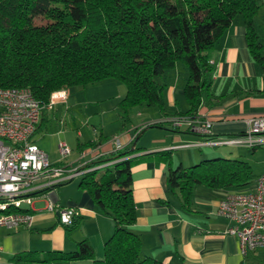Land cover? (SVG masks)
Returning a JSON list of instances; mask_svg holds the SVG:
<instances>
[{"label": "trees", "instance_id": "trees-1", "mask_svg": "<svg viewBox=\"0 0 264 264\" xmlns=\"http://www.w3.org/2000/svg\"><path fill=\"white\" fill-rule=\"evenodd\" d=\"M260 6V0H0V87H27L45 104L55 90L84 88L116 78L126 86L118 105L124 118L140 105L156 107L160 117L195 116L210 87V50L237 14L244 18L251 55L264 73V45L254 29ZM183 66L187 70L183 84L187 109L171 113L165 108L163 92ZM136 138L125 150L90 162L115 160L101 173L88 171L78 181L114 221L103 257L95 258L91 243L81 239L73 251L47 253L39 260L162 264L142 253L141 239L130 229L136 220L131 186L136 157L129 154L139 149L130 148ZM99 143L85 144L94 147ZM153 154L167 162L169 188L180 194L184 205L196 185L237 190L256 177L251 165L238 158L217 156L183 167L171 165L168 151Z\"/></svg>", "mask_w": 264, "mask_h": 264}, {"label": "crops", "instance_id": "crops-1", "mask_svg": "<svg viewBox=\"0 0 264 264\" xmlns=\"http://www.w3.org/2000/svg\"><path fill=\"white\" fill-rule=\"evenodd\" d=\"M260 1L261 6L254 16V29L264 45L261 41L264 38V0ZM261 52L264 54V46ZM210 60L213 61L210 87L201 99L197 114L211 121V136L214 138L240 134L246 129L249 116L264 114V73L251 55L241 14L233 18L216 40L210 50ZM163 98L165 108L171 113L187 109L183 85H179L178 79L165 88ZM117 115L118 120L124 118L119 109ZM157 116L159 119L160 112ZM152 118L149 115L130 128L125 124L120 128L114 126L108 132H103L101 127L98 137L90 140L99 141L96 147L107 157L114 146L110 136L120 137L122 150L137 136L130 148L139 149L129 154L136 157L131 167L136 220L130 229L139 235L142 253L162 264H264V247L242 254L238 237L225 232L229 220L217 213V205L227 193L248 190L254 182L237 190L196 185L191 200L184 205L180 194L169 188L167 162L153 153L168 151L172 166L188 167L205 159L206 154L201 149L212 146L194 145L206 137L188 130L185 124L177 128L168 123L149 126ZM85 143L88 141L77 140L76 152L72 154L71 149L68 162L76 165L92 161L96 147ZM40 148L48 154L50 161H59L57 153L50 158L45 147ZM68 182L55 187L52 198L60 206L79 209L73 224L69 227L62 225L57 213L44 207L36 208L35 203L44 200L35 198L30 226H0V264H11L20 259L37 261L47 253L70 252L81 239L91 243L95 258L103 257V245L113 231L114 221L96 206L90 194L78 183L76 187H69L70 197L64 201L59 191ZM21 255L24 258L18 257ZM65 261L69 264L87 263V260Z\"/></svg>", "mask_w": 264, "mask_h": 264}, {"label": "built area", "instance_id": "built-area-1", "mask_svg": "<svg viewBox=\"0 0 264 264\" xmlns=\"http://www.w3.org/2000/svg\"><path fill=\"white\" fill-rule=\"evenodd\" d=\"M66 102V89L53 91L48 102L42 104L27 87H0V226H30L35 198H42L44 209L57 213L62 225H70L79 215V209L63 207L54 201L55 187L115 161L74 165L67 161L71 148L66 141L60 140L57 143L59 161L52 162L35 143L33 135L42 110H51L56 104ZM155 122L176 128L185 124L188 130L206 137L194 144L198 146L257 147L264 144V114L249 116L242 133L226 138L212 137L211 121L198 114L164 116L151 124ZM110 141L114 145L112 152L123 148L119 136L113 135ZM104 155L96 147L92 161ZM217 213L229 220L225 232L238 237L242 254L264 247V172L255 177L250 189L227 193L219 201Z\"/></svg>", "mask_w": 264, "mask_h": 264}, {"label": "rangeland", "instance_id": "rangeland-1", "mask_svg": "<svg viewBox=\"0 0 264 264\" xmlns=\"http://www.w3.org/2000/svg\"><path fill=\"white\" fill-rule=\"evenodd\" d=\"M262 36H264V32H262ZM261 41L264 42V38ZM186 72L185 66L180 67L177 79L181 86L186 80ZM66 91L67 104H56L53 109L45 110L43 124L36 129L33 135L40 147H45L50 158L54 157L56 153L58 154L57 143L60 140L66 141L72 149V154H75L77 140L87 142L92 138H97L101 127L104 129H102L103 132L110 131L114 126L120 128L123 124L130 128L132 124H138L146 117L148 118L149 115L153 116L150 120H158V110L153 106L145 105L132 107L128 112V120L125 118L118 120V105L125 95L126 86L116 78H106L84 88ZM131 131H134V129L132 128ZM201 151L206 154L205 158L221 156L246 160L251 165L255 176L264 171V144L257 146L255 149L246 146L220 145L210 148L205 147ZM104 169L105 167H100L98 173H101ZM79 180L80 176H77L61 187L59 193L64 201L70 197L69 187H76ZM23 205L25 204L23 203ZM44 205L45 202L35 203L36 208H42ZM11 264H69V262L65 260L44 262L20 259L12 261Z\"/></svg>", "mask_w": 264, "mask_h": 264}]
</instances>
